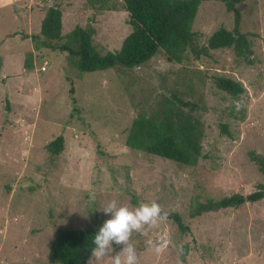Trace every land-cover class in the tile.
Instances as JSON below:
<instances>
[{
  "label": "rangeland",
  "instance_id": "rangeland-1",
  "mask_svg": "<svg viewBox=\"0 0 264 264\" xmlns=\"http://www.w3.org/2000/svg\"><path fill=\"white\" fill-rule=\"evenodd\" d=\"M106 4L98 10L85 0H0V264H51L55 229L101 227L111 214L99 209L113 199L130 207L155 200L168 215L157 228L133 233L139 264H264V195L188 215L195 200L246 195L264 185V173L249 159L253 151L264 160V0L235 5L240 31L251 41L249 64L231 48L197 56L186 49L178 63L159 50L139 66L82 72L66 52L32 45L30 35L53 5L61 11L62 34L90 23L97 51L118 49L129 32L126 11L122 0ZM232 25L223 3L200 1L191 27L195 47ZM26 55L30 69L23 66ZM218 76L239 81L243 91L230 96L216 86ZM169 92L201 124L195 165L125 145L131 120L139 112H159ZM238 100L244 103L239 112ZM57 135L62 149L52 155L45 144ZM174 214L186 231L178 229ZM160 234L172 244L157 255L147 241ZM122 247L113 244L111 255ZM111 261L107 256L99 264ZM85 264L97 261L90 255Z\"/></svg>",
  "mask_w": 264,
  "mask_h": 264
},
{
  "label": "trees",
  "instance_id": "trees-1",
  "mask_svg": "<svg viewBox=\"0 0 264 264\" xmlns=\"http://www.w3.org/2000/svg\"><path fill=\"white\" fill-rule=\"evenodd\" d=\"M107 0H85L92 8L108 9ZM202 0H122L126 11L129 32L123 37L118 49L100 53L92 44L96 33L93 24H75L61 33V11L57 6H47L39 22V29L30 35L35 48L46 47L64 51L73 58L78 71H96L121 66L131 68L146 62L161 50L168 61L180 62L186 49L194 55L206 54L208 49L231 48L235 55L246 63H251V41L247 33L240 31V12L236 4L245 0H217L223 3L226 12L232 13L231 29L219 27L207 38L206 44L195 47L192 22ZM26 36V35H24ZM25 68H31V57H24ZM216 86L232 97L243 91L239 81L224 76L214 77ZM162 98L163 107L149 115L139 112L131 120L125 135V145L188 166L195 165L201 152V124L182 110L181 103L173 93ZM226 132L225 125H220ZM63 137L57 135L45 144L46 150L58 154L62 149ZM249 159L264 173V160L260 154L249 152ZM264 195L263 183L246 195L234 192L214 199L207 197L195 200L188 208L190 217L223 208H235L246 201L254 202ZM173 219L180 231L188 229L182 225L179 215ZM99 226L83 228H56L49 244L47 259L51 264H85L94 248L93 239ZM187 244H182L179 258L184 261Z\"/></svg>",
  "mask_w": 264,
  "mask_h": 264
},
{
  "label": "clouds",
  "instance_id": "clouds-1",
  "mask_svg": "<svg viewBox=\"0 0 264 264\" xmlns=\"http://www.w3.org/2000/svg\"><path fill=\"white\" fill-rule=\"evenodd\" d=\"M243 107L242 100L235 102L237 112ZM99 210L106 215L111 214V218L103 223L93 239L94 248L91 256L95 258L97 264L107 256L112 257L111 264H139L137 249L131 243L133 233H143L157 228L168 218L162 206L155 200L130 207L113 199ZM113 244L123 246L122 250L114 256L111 255ZM171 244L172 241L166 234H160L156 240L147 241L149 248L153 249L157 255L165 252Z\"/></svg>",
  "mask_w": 264,
  "mask_h": 264
},
{
  "label": "built area",
  "instance_id": "built-area-1",
  "mask_svg": "<svg viewBox=\"0 0 264 264\" xmlns=\"http://www.w3.org/2000/svg\"><path fill=\"white\" fill-rule=\"evenodd\" d=\"M41 70H44V65H41V67H39Z\"/></svg>",
  "mask_w": 264,
  "mask_h": 264
}]
</instances>
